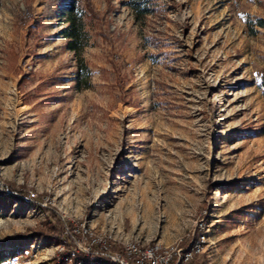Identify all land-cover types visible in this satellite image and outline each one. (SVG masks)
Returning a JSON list of instances; mask_svg holds the SVG:
<instances>
[{
	"label": "rangeland",
	"instance_id": "obj_1",
	"mask_svg": "<svg viewBox=\"0 0 264 264\" xmlns=\"http://www.w3.org/2000/svg\"><path fill=\"white\" fill-rule=\"evenodd\" d=\"M66 1L0 0V254L77 264L86 230L109 254L204 237L190 264H264V0H155L144 21L81 0L79 57Z\"/></svg>",
	"mask_w": 264,
	"mask_h": 264
},
{
	"label": "trees",
	"instance_id": "obj_2",
	"mask_svg": "<svg viewBox=\"0 0 264 264\" xmlns=\"http://www.w3.org/2000/svg\"><path fill=\"white\" fill-rule=\"evenodd\" d=\"M57 6L58 15L62 17L66 24L63 33L64 37L67 39V50L79 57L88 41L84 19L86 18L87 13L89 14L90 10L81 0H67L64 3L59 2ZM125 6L133 11L138 21L146 20L147 17L155 12L157 7L155 0H126ZM89 16H92L91 12ZM257 22L262 28H264V20L259 19ZM79 61L77 74L80 75L81 72H86V65L82 60ZM262 83L264 85V77H262ZM47 227L48 233L51 234L50 236L59 244L62 243L65 248L75 247L74 241L78 238V235L74 232L66 235L65 229L61 227L59 221L56 220L52 214H47ZM14 257V255L8 257L5 254H0V264H11L10 260ZM67 257L75 262L81 261L83 264H86L90 258H93L91 256L86 257L81 252L74 253L73 256L69 253ZM109 264L112 263L109 262Z\"/></svg>",
	"mask_w": 264,
	"mask_h": 264
},
{
	"label": "built area",
	"instance_id": "obj_3",
	"mask_svg": "<svg viewBox=\"0 0 264 264\" xmlns=\"http://www.w3.org/2000/svg\"><path fill=\"white\" fill-rule=\"evenodd\" d=\"M32 197L34 196L32 195ZM81 232L85 240H87V249L78 245L76 246L77 253L81 252L87 256L96 255L105 257L116 264H190L195 255L202 251L204 243L203 237L202 241L187 249L157 245L145 248L138 244H129L123 249L122 253L109 254V238L95 239L92 238L88 231L82 230ZM95 248L98 250L94 251L93 249ZM74 253L71 251V256ZM92 257L88 264H103L94 259V256ZM77 264H81V262H77Z\"/></svg>",
	"mask_w": 264,
	"mask_h": 264
}]
</instances>
